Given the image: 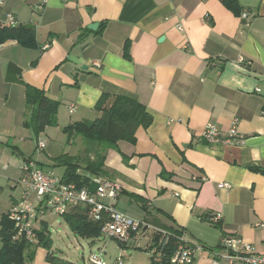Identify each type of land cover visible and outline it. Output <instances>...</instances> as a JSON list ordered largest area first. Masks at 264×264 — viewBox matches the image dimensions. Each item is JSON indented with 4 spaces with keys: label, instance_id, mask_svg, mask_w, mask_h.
I'll return each instance as SVG.
<instances>
[{
    "label": "crops",
    "instance_id": "0c3cea01",
    "mask_svg": "<svg viewBox=\"0 0 264 264\" xmlns=\"http://www.w3.org/2000/svg\"><path fill=\"white\" fill-rule=\"evenodd\" d=\"M0 23L34 32L31 46L0 44V191L13 189L3 214L22 199L14 193L28 160L23 148L35 139L25 126L27 85L60 102L62 131L99 117L103 94L125 95L154 120L135 143L107 150L105 177L122 192L106 202L162 231L187 232L206 247L194 264H211L230 235L264 253V0H4ZM234 119L240 141L201 136L210 123L228 132ZM80 144L69 154H80ZM57 145L35 161L63 178L65 168L53 161ZM50 216L59 215H45L37 228ZM156 233L141 229L122 245L152 264ZM46 255L36 248L31 264H51ZM133 255L128 263L140 264Z\"/></svg>",
    "mask_w": 264,
    "mask_h": 264
},
{
    "label": "trees",
    "instance_id": "16d2710c",
    "mask_svg": "<svg viewBox=\"0 0 264 264\" xmlns=\"http://www.w3.org/2000/svg\"><path fill=\"white\" fill-rule=\"evenodd\" d=\"M9 39H17L22 45L31 46L34 43V32L26 26L16 28L0 23V44ZM25 96L30 109L25 126L30 128L35 139H38L47 127L57 126L60 102L30 84L26 87ZM96 109L100 116L93 121L74 122L63 128L68 143L71 144L79 136L83 138V151L78 155L63 153L53 159L54 166L65 168L63 182L73 183L79 188L93 187L92 176L107 175L105 160L109 148L114 147L120 140L135 143L138 129L149 127L154 120L144 104L125 95L103 94ZM63 216L73 231L83 238L100 236L101 224L92 220L89 207L75 206ZM35 232L36 244L23 238L16 239L14 222L10 220L8 213L3 214L0 228V264H31L38 247L47 250L46 260L51 264H78L56 255L47 222H42ZM181 232L182 230H172L165 234H155L153 244L147 250L151 252L156 248L161 253L162 260L156 261L154 256H151L152 264H170V259L179 246L178 237Z\"/></svg>",
    "mask_w": 264,
    "mask_h": 264
},
{
    "label": "built area",
    "instance_id": "2783aa9c",
    "mask_svg": "<svg viewBox=\"0 0 264 264\" xmlns=\"http://www.w3.org/2000/svg\"><path fill=\"white\" fill-rule=\"evenodd\" d=\"M4 0H0V10ZM243 17L249 15L243 13ZM9 25H14V16L9 15ZM98 65L99 63H96ZM99 66V65H98ZM74 106L70 108L72 112ZM238 120L234 119L228 132L222 131L216 125L210 123L206 126L201 136L208 143H221L224 141H240L238 133ZM38 149L46 148L45 141L37 139ZM22 177L20 182L27 187L21 201L8 212L10 220L14 222L15 238L25 239L30 243L37 242V223L47 214L64 215L75 206L89 207L93 221L101 224V234L117 239L121 243H127L138 234L141 229H153L160 233H166L142 220L119 210L112 202L122 192L120 182L107 177L92 176L95 184L94 190L88 187L79 188L73 183H64L62 178L53 172L43 169L37 161L26 160L21 165ZM228 186V184H224ZM179 246L170 259V264H194L196 257L206 250V247L189 234L182 231L178 237ZM211 264H264V253H257L254 246L239 236H224L221 245L213 251ZM156 261L162 260V255L154 248L151 251ZM89 262L91 264H107L102 253H92ZM118 264H123L118 259Z\"/></svg>",
    "mask_w": 264,
    "mask_h": 264
},
{
    "label": "rangeland",
    "instance_id": "374dc122",
    "mask_svg": "<svg viewBox=\"0 0 264 264\" xmlns=\"http://www.w3.org/2000/svg\"><path fill=\"white\" fill-rule=\"evenodd\" d=\"M41 139L45 141L46 145L50 144L52 141L57 143L59 146L57 145L58 147L54 151L57 155H61L63 153H74L78 148L81 147L80 143H84L83 138L80 136L77 137L75 144L68 143L67 135L62 131L60 127L57 126H50L48 130L41 135ZM12 143H14V141H12ZM33 147L35 148L34 152L32 150ZM23 149L28 160L32 161L36 160L38 156H42L43 158L46 157V151L48 152V149L46 148L38 149L37 140L35 139L34 143L32 141H29L28 146H24ZM0 184H2L1 178ZM21 185L22 187L20 188V190L14 193L15 197L18 199H21L23 197V194L26 192L25 188L23 189V187L25 186L23 184ZM4 188L5 189L3 191H0L1 220L3 212H5L7 209V205H5L4 203L8 201L10 193L13 192V189H11L10 187L5 186ZM48 219L50 221L49 232L52 248L56 252V255L58 257L78 264H91L89 262L91 254L102 253V256L107 264H116L117 258H119L120 256L123 257L124 264H129V257H131V254H134L137 255L136 257L142 258L140 260V264H144V262H146L144 260V256L136 252L133 247H125V245H122L121 242L113 237L101 234L100 236L96 237L95 240H90L87 238H83L80 234H76V232H74L66 222L64 216H50ZM145 257L148 259L146 255ZM35 264H37V260ZM38 264L40 263L38 262Z\"/></svg>",
    "mask_w": 264,
    "mask_h": 264
},
{
    "label": "water",
    "instance_id": "95a60500",
    "mask_svg": "<svg viewBox=\"0 0 264 264\" xmlns=\"http://www.w3.org/2000/svg\"><path fill=\"white\" fill-rule=\"evenodd\" d=\"M97 26H98V23L97 22H96V24L93 23V24L89 25V27L92 28V29H95Z\"/></svg>",
    "mask_w": 264,
    "mask_h": 264
}]
</instances>
